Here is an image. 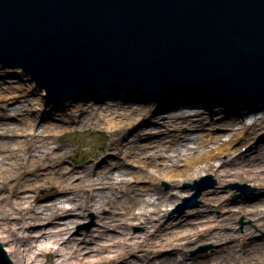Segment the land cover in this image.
Segmentation results:
<instances>
[{"label":"bare ground","instance_id":"6f19581e","mask_svg":"<svg viewBox=\"0 0 264 264\" xmlns=\"http://www.w3.org/2000/svg\"><path fill=\"white\" fill-rule=\"evenodd\" d=\"M9 71L20 77L21 80L28 79V83H25L27 86L19 85L20 90H16V86L11 84L1 86L8 90L12 86L15 87L10 94L0 89V242L6 247L9 256L14 258L12 259L14 264L94 263V260L90 262L89 259H86L87 261H85L72 250L74 248L73 243L76 244L77 241L72 236L71 229L75 222H79L82 215H86L92 209L99 212L101 227L99 226L98 229L104 234H107L106 231L109 229H115L122 233L121 239L115 246L117 248L112 249L110 244L104 243L102 239H97L96 245L91 246L92 251L97 253L114 251L113 254H107L106 257L100 258L98 264L105 262L107 264H119V261H124L126 264H187L185 261L186 247L193 242L191 238L193 231L183 229V232L188 231L185 235L168 236L167 231L170 224L165 227L167 224L164 223L166 214L163 211L167 210V206L175 203L176 196L171 193L165 199L145 198L144 194L156 189V187L146 186L140 190L127 187L125 192L129 195L128 198L138 199L139 205H125L123 201L115 203L109 194L110 190L114 188L113 185H110L112 184L111 168L106 164H97V166L104 165V167L96 169L95 165L86 161L87 163L80 168H65L58 161H53L57 157L58 160L61 159L63 155L52 151L54 146H51L50 143L55 140L56 136L60 137L61 132L66 131L68 126L54 122L49 118H54L56 114H59L60 119L65 120L67 109L64 108L62 102L47 99L50 95H46V89H41L34 101H30L28 98L22 99L28 93H35L38 90L36 82L21 65L11 68ZM103 91H109V89L103 88L97 92ZM15 99L25 100L33 104L31 106L23 104L16 108L13 116H11L12 113H4L1 110L4 105H10ZM124 101L125 98L119 103L109 102V107L101 110L95 116L97 121L104 122L109 129L110 138L104 146L108 153L116 150V153L135 152L136 154L148 146L140 143V133H137L134 139L125 138L124 135L129 127H133L135 124L133 115L137 116L136 119H140L143 115L150 116L149 114H152L153 111L145 110L139 105L132 106L130 102L125 103ZM47 102L48 106H46ZM35 103L38 104L36 107L34 106ZM129 106L132 108L128 109ZM55 108L61 109V112L54 111ZM157 108L161 107L158 106ZM194 108L186 106L171 111L177 113H162V117L169 116L171 119L187 118L181 121L163 120L165 129L156 131L157 133L153 135L156 138L150 141L157 142L155 144L150 143L157 148L155 151H166L167 149L172 151V153L167 154V161H162L163 167L159 168L163 169V176L173 177L170 179L171 183L178 187L183 181L194 179L197 175L196 172L204 169L218 174L221 180L241 178L254 181L253 184L258 189L264 188V155L257 165L255 163L244 165L237 159L238 156L246 154V152L241 150L242 146L236 148L233 146L238 140L243 139L248 144L246 140L249 139L252 142L254 138L258 137V133L253 136L251 131L256 129L255 123L264 127V120L259 122L245 120L240 131H233L230 138L222 142L221 135L201 134L196 131L199 128L200 116L190 118L197 119L196 122L188 120L189 116L199 114L200 109L195 110ZM251 109L246 108L244 112L249 114ZM247 114L245 118L248 119ZM11 117L20 119V121L9 120ZM239 118L234 117L226 123L225 127L235 130L236 119ZM67 119L71 121L74 120V117L70 116ZM90 119L79 117L80 124L91 123ZM184 130L188 132L181 135ZM167 131V135L172 136L169 145H166L164 141L166 135H163ZM148 132H153V130L144 133ZM149 136L146 135V137ZM61 146L63 147V145ZM263 147L264 142H261L257 145V150ZM146 148L142 151H145ZM156 153L153 152L154 156H157ZM223 154L228 155V158L223 159ZM114 164L118 168L122 167L124 162L116 161ZM49 165H54L52 167L57 173L56 177L49 175L47 169ZM154 166L156 167L155 163ZM76 171L80 172L79 175L74 173ZM94 173L97 176L96 179L92 177ZM152 177L154 181L159 179L156 174H152ZM78 178L79 180L76 182L75 179ZM97 181L103 184V188L109 189L96 191L95 184ZM107 183L108 185H106ZM39 188H43L45 192L38 193L37 189ZM32 192L35 193L32 194ZM45 197H53V199L49 203H39ZM223 205L227 206L228 201L222 200L221 206ZM122 206L128 208L123 214L119 212V208ZM106 209L109 212H106ZM249 213L255 216L256 220H260L264 229V210L258 212L257 209H253ZM66 216L74 217L65 221L64 217ZM13 219H16L21 226L17 227L15 222L14 226L10 225L11 221H14ZM134 220H139L138 222L145 227L142 233L134 235L127 231L126 225ZM37 225L44 227L39 233L30 232V229ZM46 225H52V227L46 229ZM213 227L214 225L206 226L197 231L196 235L198 238L210 237L217 243H226L222 247L223 249L226 247V261L220 264H264V242L255 241L257 234L247 232L246 237L241 242H236L235 234L227 232V230L226 232L213 230ZM20 228L23 229L22 232L19 231ZM226 228L228 227L226 226ZM24 231L25 233H23ZM102 236L107 237L108 234ZM137 237L140 239H135ZM231 241L233 243L229 244ZM241 248H244L243 252ZM179 254L182 256L181 259ZM48 255H53V257L48 258ZM56 255L58 257H55ZM41 256H45L46 259L44 260ZM72 256H75L73 260ZM156 257L158 259H155ZM209 261L207 259L201 261L195 258L189 264H210Z\"/></svg>","mask_w":264,"mask_h":264},{"label":"water","instance_id":"95a60500","mask_svg":"<svg viewBox=\"0 0 264 264\" xmlns=\"http://www.w3.org/2000/svg\"><path fill=\"white\" fill-rule=\"evenodd\" d=\"M0 63L58 98L111 83L177 98L152 114L208 99L264 103V0H0ZM197 184L183 211L210 187ZM0 264H14L1 242Z\"/></svg>","mask_w":264,"mask_h":264},{"label":"rangeland","instance_id":"374dc122","mask_svg":"<svg viewBox=\"0 0 264 264\" xmlns=\"http://www.w3.org/2000/svg\"><path fill=\"white\" fill-rule=\"evenodd\" d=\"M14 67H20V65L0 63V89L8 94H10L11 90L15 88L13 86H16V90H20V84L27 86L25 83H28V79L21 80L20 77H17L14 73L9 71ZM30 77L36 82L38 90H36L35 93H28V95L22 97V99L28 98L30 101H34L36 100L35 97L38 96V92L41 89L46 88L43 87L31 74ZM10 84L13 86L12 88L9 87V90L1 87ZM111 84L118 85V89L112 88L109 91L93 92L86 97L79 95L74 98L56 97V95L58 96L65 94L62 92L58 94L55 92L53 95H50L49 98L47 97V99L50 101L62 102L64 104V108L67 109V113L65 114V120L67 121L61 120L59 114H56L54 118H49L54 122L68 126L66 131L64 130L61 132L60 137H55V140L52 142L53 144L50 143L51 146H54L52 151L63 155L61 159L58 160L57 157L54 158L53 161H58L60 165L65 168H80L87 163L86 161L92 165H95L96 169H101L104 167V165L97 166V164H106V166L111 168L110 177L112 184L110 185H113L114 188L110 190L109 194L115 203H120L123 201L125 205H139L138 199L135 198L134 200L133 198H128L129 195L125 192L127 187L133 188L135 190H140L146 186H152L153 188L156 187V189L150 190L149 193H145L144 197L157 200L161 198L165 199L166 196L171 193L174 194V196H176L175 203L173 205L167 206V210L163 211V213L166 214L164 223L167 224L165 227H168V224H170V228L167 231L168 236H175V234L185 235L189 230L193 231V235L191 237L193 242L188 244L186 247L187 255L185 256V261L187 264L194 261L195 258L200 259L201 261L204 259L209 261V259H211L209 261L210 264H220L226 261V247L225 249L222 248L224 245H226V243H217L213 241V238L210 237L198 238L196 235L197 231H200L206 226L214 225L213 230H220L222 232H226L227 230V232L235 234L236 242H241V240L246 237L247 232L257 234V237H254L255 241L258 242L260 240L261 242H264V229L260 220H256L255 216L249 213V211L253 209H257L258 212L264 210V188L261 187L258 189V187L253 184L254 181L243 180L241 178L221 180L218 174L212 171L201 169L196 172L197 175L194 179L183 181L178 187H175L170 180L173 177L163 176V169L159 168L163 167L162 161H167V154L172 153V151L168 149L166 151H155L157 148L154 147L155 145H151L150 143L155 144L157 142L150 141L156 138V136H153L155 133H157L156 131L159 129H165L166 126L164 125L163 120L181 121L183 119L186 120V117H177L173 119H171L169 116L162 117V113H177L175 111L171 112L172 110L156 113L152 116L143 115L140 119H136L137 116L133 115L134 117L132 118L135 124L133 127H129L127 133L124 136L125 138L134 139L135 135L137 136V133H140V143L145 146L148 145L146 146L147 148L145 147L146 150L142 151L145 149L143 148L136 154L135 152L116 153V150L111 153L106 152L104 146L110 138L109 129L106 127L104 122L97 121V117L95 116L101 110L109 107V102L112 101L119 103V101L125 98V103L130 102L132 106L139 105L145 110L154 111V109L158 106L161 107V98L154 99L151 95H143L144 93H147L143 91V88L130 86L127 90H123L125 88L122 87L128 85L117 83ZM133 91H140V94ZM48 92L49 91L46 89L47 96ZM244 98V100L248 102L247 104L236 105L230 101L219 98L216 100L208 99L198 104L190 105L195 107V110L200 109V112L198 115L189 116L188 120L191 122H196L197 119L190 118L193 116H200V119L198 120L199 128L196 130L198 133L221 135L222 142L226 141L230 138L233 131H240L242 129V126L245 124V120H255V122L264 120V103L251 104L250 102L260 99L248 97ZM23 104H29V106H31L33 103H29L25 100L21 101L19 99H15V101H13L10 105H4L1 110L4 113H12L11 116H13L15 115V109L21 107ZM37 105L38 104L35 103L34 106L36 107ZM46 106H48V102L46 103ZM132 106H129L128 109H131ZM246 108H252L249 114H247L246 111L244 112V109ZM54 111H58V113H60L61 109L55 108ZM246 114L248 115V119L247 117L245 118ZM70 116H73L74 120L70 121V119H67ZM81 116L91 118L89 120L91 123L80 124L81 118L79 120V117ZM234 117H240L239 119H236V129L233 130L225 127L226 123L230 122L232 119H234ZM9 120L20 121V119H15V117H11ZM254 127L256 129L251 131L253 132L252 135L254 136V134L256 135V133H258V137L254 138L252 142H250L249 139L246 140L248 141V144L242 139L236 141L233 145L234 148L242 146L241 150L246 152V154L238 156L237 159V161L242 162L244 165L248 163H255L257 165L264 155V147L260 150H257V145L261 142H264V127H261V125L258 123H255ZM148 130H153V132L144 133ZM187 132V130H184L181 132V135H185ZM167 134L168 131L163 134L166 135L164 136V141L166 145H169L172 136ZM208 134L207 136H209ZM146 135L150 136L146 137ZM252 135L251 137H253ZM61 145H63V147ZM153 152H157V156H154ZM225 152H227L226 149ZM222 158L227 159L228 155L223 154ZM116 161L124 162L123 166L117 168V166L114 164ZM154 163L156 164V167L154 166ZM52 166L54 165H49L47 167L49 175L56 177L57 173L54 171V167ZM74 173L79 175L78 173L80 172L76 171ZM152 174L158 175L159 179L154 181ZM203 175H211V177L207 178L202 184L211 185L214 183V187H210L203 191V193L198 198L200 200V205L198 207L187 209L186 211L182 212V214H179L182 209L181 203H183V198L185 196H190L195 192V190H192L190 187H188V184L193 183L195 179H199ZM92 177L95 179L97 178L95 173L92 175ZM75 180L78 182L79 178ZM238 183L241 184V186H235V184L239 185ZM102 185V183L97 181L95 184L96 191L101 189H109L107 187L103 188ZM106 185H108V183ZM158 188L159 190H157ZM37 192L42 194L45 192V190L43 188H39L37 189ZM34 193L35 192H32V194ZM52 199L53 197H45L40 200L39 203H49ZM222 200H227L228 205L221 206ZM66 204L69 205L68 202H66ZM125 209L127 210L128 208H124L122 206V208H119V212L123 214ZM137 210L139 209L137 208ZM106 212H109V210L106 209ZM99 216V212L96 209H92L88 211L86 215H82L79 218V222H75L71 228L72 236H74L75 240L77 241L76 244L73 243L74 248L72 250L75 251L77 256L85 259V261H87L86 259H89L90 262L94 260L95 262L91 264H98L100 258L106 257L107 254L111 255L114 253V251L102 253L92 251L91 246L96 245L95 241L97 239H102L104 243L110 244L111 248L114 249L117 248L115 246L117 245L118 240L122 237V233L118 230H107V236V234H104L103 231L98 229L99 226L101 227ZM70 217L73 218L74 216L64 217V219H66L65 221H68L67 219H71ZM13 220L14 221H11L12 223H10V225L14 226L15 222L17 227L21 226L20 223H17L16 219ZM138 221L139 220H134L131 223L129 222L126 225L127 231L134 235L142 233L145 230V227ZM226 226L228 228H226ZM43 227V225H37L36 227L31 228L30 232L39 233ZM46 227V229H49V227L51 228L52 225H46ZM183 229H187L188 231L183 232ZM19 231L22 232L23 229L20 228ZM23 233H25V231ZM102 235H106L107 237H103ZM135 239L140 238L137 237ZM233 241L229 242V244L233 243ZM204 247L208 248L204 249ZM4 248L6 249V247ZM241 251L243 252L244 248H241ZM178 256L180 259L182 258L180 254ZM52 257L53 255H48V258ZM55 257H58V255ZM41 258L44 260L46 259L45 256H41ZM74 258L75 256H72V260ZM11 259L14 258L11 257ZM155 259H158V257ZM101 264H107V262ZM119 264H126V262L119 261Z\"/></svg>","mask_w":264,"mask_h":264}]
</instances>
